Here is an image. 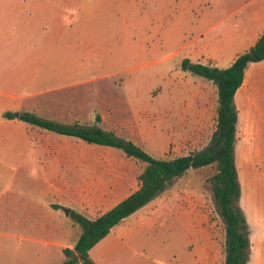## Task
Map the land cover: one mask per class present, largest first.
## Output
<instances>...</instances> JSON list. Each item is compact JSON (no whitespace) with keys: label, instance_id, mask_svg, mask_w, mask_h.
Wrapping results in <instances>:
<instances>
[{"label":"rangeland","instance_id":"1","mask_svg":"<svg viewBox=\"0 0 264 264\" xmlns=\"http://www.w3.org/2000/svg\"><path fill=\"white\" fill-rule=\"evenodd\" d=\"M222 1L103 0L96 4L91 0L90 8L67 9L66 32L54 44L57 85L63 89L42 92L38 98L43 101L39 110L42 117L97 125L158 159L202 150L216 128L217 89L183 71L181 62L200 42L196 37L205 27L200 24L204 15ZM249 1L232 3L241 6ZM249 9L221 26L240 24V14ZM220 28L207 37L216 35ZM37 29L44 38L48 29ZM235 102L237 158L240 165L249 161L245 169L239 168V206L249 230L248 264H264V67L247 72ZM29 131L36 146L72 150L75 174L80 169L77 164L85 161L82 174H88V179L104 175L114 181L121 177L127 180L124 186L128 193L139 186L144 165L126 158L120 150L88 145L35 126ZM247 146L254 147V155L247 153ZM214 173L213 166L190 170L168 190L175 195L195 193L200 197L203 242L206 238L212 241L215 264H224V224L215 211L209 184ZM162 247L168 248L170 257L168 253L164 258L154 254L153 261L180 264L184 260L185 252L179 245L169 241ZM187 252L191 254V247Z\"/></svg>","mask_w":264,"mask_h":264},{"label":"crops","instance_id":"2","mask_svg":"<svg viewBox=\"0 0 264 264\" xmlns=\"http://www.w3.org/2000/svg\"><path fill=\"white\" fill-rule=\"evenodd\" d=\"M94 1L100 4L103 0ZM90 2L0 0V264H62L64 250L74 251L81 234L71 213L96 218L132 193L121 177L114 181L104 175L88 179L86 171L87 175L82 174L85 161L77 164L80 169L75 174L72 150L36 146L29 131L33 126L18 119L26 112L71 124L42 117L43 101L38 98L42 92L63 89L57 85L54 44L66 32V10L90 8ZM232 2L223 0L204 15L200 24L205 27L196 37L200 42L184 59L225 69L257 43L264 32V0H250L241 6ZM247 8L251 9L240 14V24L221 26ZM39 27L48 29L44 38L38 35ZM219 27L216 35L207 37ZM262 67L264 61L250 64L245 77L248 71ZM54 104L51 101L50 105ZM8 112L14 119L4 117ZM236 140L234 159L241 183L239 168L245 169L249 161L239 164L238 136ZM247 153L254 155V147L247 146ZM172 192L165 190L116 225L89 251L93 263L163 264L153 261L152 255L164 258L168 253L170 257L162 244L171 241L185 252L186 259L180 264H215L216 246L202 239L200 197Z\"/></svg>","mask_w":264,"mask_h":264},{"label":"trees","instance_id":"3","mask_svg":"<svg viewBox=\"0 0 264 264\" xmlns=\"http://www.w3.org/2000/svg\"><path fill=\"white\" fill-rule=\"evenodd\" d=\"M262 61H264V32L257 43L237 56L228 68L219 69L211 65L191 63L188 59L182 60L183 71L201 77L216 87L217 118L215 132L208 146L174 159L155 158L132 141L120 138L97 125L62 124L31 113L19 114L18 119L26 124L80 140L88 145L120 150L126 158L144 165L138 176V189L109 211L96 218L76 212L71 213L81 229V234L75 241L74 251L64 250L65 261L62 264H94L89 251L116 225L162 194L188 171L210 166L215 169V173L209 179L214 208L223 221L225 230L224 264H248L249 230L239 206L241 186L234 159L238 115L234 97L245 80L248 66ZM4 117L14 119V114L8 112ZM97 119L99 121V118Z\"/></svg>","mask_w":264,"mask_h":264}]
</instances>
